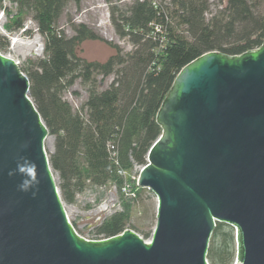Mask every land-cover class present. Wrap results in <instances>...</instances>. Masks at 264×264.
I'll use <instances>...</instances> for the list:
<instances>
[{
	"label": "water",
	"instance_id": "1",
	"mask_svg": "<svg viewBox=\"0 0 264 264\" xmlns=\"http://www.w3.org/2000/svg\"><path fill=\"white\" fill-rule=\"evenodd\" d=\"M29 91L0 50V264H210L217 222L236 228L240 264H264V44L237 56L207 52L178 73L137 180L158 199L148 241L131 229L98 240L78 234ZM20 157L36 165L35 196L9 175Z\"/></svg>",
	"mask_w": 264,
	"mask_h": 264
},
{
	"label": "trees",
	"instance_id": "2",
	"mask_svg": "<svg viewBox=\"0 0 264 264\" xmlns=\"http://www.w3.org/2000/svg\"><path fill=\"white\" fill-rule=\"evenodd\" d=\"M13 1L18 8L13 15L7 11L11 17L6 28L23 29L31 14L44 37V56L21 70L55 138L48 155L66 203H73L90 184L113 185L122 196L126 184L143 189L131 173L147 164L150 148L163 132L157 114L181 69L210 51L237 56L264 44V0H219L215 12L211 0H133L123 9L112 5V25L132 44L129 51L85 23L72 22L74 34H66L60 27L65 8L70 1L82 0ZM87 40L105 42L115 52L103 62L87 60L78 54ZM7 44L0 35V49ZM111 76L109 87L101 89L99 77ZM77 81L87 87L88 95L75 108L64 95ZM123 203L122 210L96 227L97 236L109 238L127 229L131 205ZM236 247L234 228L217 222L209 263L233 264Z\"/></svg>",
	"mask_w": 264,
	"mask_h": 264
},
{
	"label": "rangeland",
	"instance_id": "3",
	"mask_svg": "<svg viewBox=\"0 0 264 264\" xmlns=\"http://www.w3.org/2000/svg\"><path fill=\"white\" fill-rule=\"evenodd\" d=\"M133 0H82L80 4L70 1L60 20V27L65 30L68 36L74 34L73 23H85L106 39L118 43L126 51L132 49V44L126 39L120 38L111 22V7L119 6L123 9L130 5ZM211 10L216 11L219 7V0H211ZM18 5L13 0H3L0 8V35L4 36L8 42L6 47L1 48V52L14 59L20 68L28 67L32 61L44 56V37L38 31V25L29 14L25 20L24 28L19 31H9L6 27L10 21L7 11L12 15L17 11ZM31 31L28 34L27 31ZM114 49L105 42L98 40H87L78 48V54L90 61H106ZM101 89L109 87L114 76L104 80L99 77ZM87 87L81 81L65 93L64 97L75 108L81 106L87 98ZM54 136L50 135L46 140V149L49 152L54 150ZM140 168H136L131 173V178L137 179ZM56 181L59 184V176L55 172ZM138 185V184H137ZM123 189V196L119 190L113 186L88 185L82 192L78 193L73 203L64 202V206L69 220L75 227L79 235L92 239L97 236L96 227L104 218L111 216L116 211L123 209V201L131 206V218L127 229H131L146 241L150 240L157 223V196L147 188L138 190L130 184H126ZM233 227V226H232ZM234 231L236 233V228ZM150 233L148 238L146 234ZM223 264H228V260ZM233 264H240L237 253Z\"/></svg>",
	"mask_w": 264,
	"mask_h": 264
},
{
	"label": "clouds",
	"instance_id": "4",
	"mask_svg": "<svg viewBox=\"0 0 264 264\" xmlns=\"http://www.w3.org/2000/svg\"><path fill=\"white\" fill-rule=\"evenodd\" d=\"M19 174L22 177L18 185V190L22 192H31L33 196L39 190V176L36 171V165L33 161L25 157H20L17 161V167L9 175Z\"/></svg>",
	"mask_w": 264,
	"mask_h": 264
},
{
	"label": "built area",
	"instance_id": "5",
	"mask_svg": "<svg viewBox=\"0 0 264 264\" xmlns=\"http://www.w3.org/2000/svg\"><path fill=\"white\" fill-rule=\"evenodd\" d=\"M137 180H138V177H137ZM123 189H126V187H124ZM147 189L150 190L149 188H147ZM86 239H89V238H86ZM98 239H104V238H102V236H96V237L92 238L91 240H98Z\"/></svg>",
	"mask_w": 264,
	"mask_h": 264
}]
</instances>
